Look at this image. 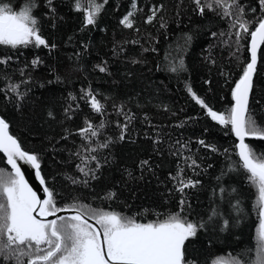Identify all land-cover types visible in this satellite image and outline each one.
I'll list each match as a JSON object with an SVG mask.
<instances>
[{"label":"trees","instance_id":"1","mask_svg":"<svg viewBox=\"0 0 264 264\" xmlns=\"http://www.w3.org/2000/svg\"><path fill=\"white\" fill-rule=\"evenodd\" d=\"M24 2L0 0V3H10L15 10H19ZM130 2L109 0L96 26L81 31L83 14L72 10L71 0H54L55 27L52 26L53 20L44 15L48 10L41 0L34 14L40 18L42 35L50 44H56V48L50 51L43 47L16 50L0 47V57H12L7 69L9 73L26 63L30 65L35 57L43 61L31 71V91L20 111L3 100V94L0 93V117L9 123L10 134L18 138L25 150L40 154L42 174L48 186L60 194L57 197L60 206L71 203L70 198L78 196L83 203L128 216L145 208L160 212L176 209L175 197L168 194L172 185L167 178L169 172H175L177 161L170 155L168 143L176 139L184 142L191 140L190 147L206 171L194 177L202 182L201 187L188 190V199L193 206L189 218L199 219L202 216L207 219L212 189L223 186L231 195L220 204V211L233 226L221 231L218 225L222 221L210 223L207 230L198 232L195 239L186 242L188 255L204 264L205 258L227 256L228 253L246 248H251L254 254V235L258 225L253 211L257 195L255 189L247 182L246 174L242 171L228 173L219 181L216 179L225 169L223 150L232 148L235 137L226 134V129L208 118L186 92V85H189L214 110L223 112L228 109L233 103L231 88L242 74L243 64L240 61L248 59L247 51L242 49L236 53L234 45L223 43L222 39L229 38H221L219 33L227 32V21L212 12H206L204 16L196 14L191 0H138V6L144 10L135 17V28L139 31L124 29L119 25V19L129 10ZM240 2L246 8H258L256 0ZM159 5H163V10L158 13L157 19L152 24H145L143 21L149 9ZM162 22L166 23V27H160ZM214 32L218 34L216 37L212 35ZM186 36L191 37L187 44ZM132 40L138 42L133 44ZM77 52L81 53L79 57L76 56ZM173 57L184 61L185 70L179 74L169 71L170 63L174 62ZM102 62H106V73L94 70V65ZM56 75L61 76L62 82H55ZM19 79V73L15 72L14 80ZM50 80L53 83H49ZM253 84L249 107L255 112L258 122L264 125V55L258 63ZM89 87L99 93V98L106 104L109 121L105 129L107 136L117 137L119 129L116 122H123V117L117 116L113 109V101L117 105L126 104L125 111L130 109L137 118L130 123L125 141L113 143L103 151L102 157H107L109 163L101 169L99 179L92 181L90 188H84L71 185L65 178L79 176L75 169L76 161L69 158V152L80 143L79 138L75 135L68 140L60 138L65 129L74 132L81 127L86 117L99 122L100 117L93 114L83 100L78 101L80 108L73 113L72 119H67L64 114L68 94L79 96L82 88ZM105 96L110 99L104 101ZM138 104L141 107H137ZM163 105L176 115L160 110L158 106ZM49 111L54 113L55 119L48 117ZM145 113L153 125H174L184 120L187 123L183 128H163L166 135L157 152L152 141L145 137L146 133L152 136L155 132V128H149L143 122ZM198 139L217 146L219 152L212 153L199 148L195 143ZM246 142L257 153L264 152V141ZM146 158L150 159L155 174L145 172L144 178L140 179L136 165ZM0 167L10 171L1 153ZM125 169L130 170L135 178L129 179ZM109 189L117 192L115 200L93 198L102 197ZM232 189L236 191L231 192ZM229 200L233 204L237 200L240 202L242 211L239 213L241 222L238 225L235 223L237 213L231 208ZM155 219L157 217L151 211L137 216V220L142 223ZM0 264H3L2 260Z\"/></svg>","mask_w":264,"mask_h":264},{"label":"snow or ice","instance_id":"2","mask_svg":"<svg viewBox=\"0 0 264 264\" xmlns=\"http://www.w3.org/2000/svg\"><path fill=\"white\" fill-rule=\"evenodd\" d=\"M42 2L48 10L44 15L53 20L52 26L55 27L54 0ZM108 2L109 0H71L72 10L83 14L81 31L89 26H96ZM256 2L258 8H246L240 0H191L196 14L204 16L206 12H212L227 21V32L219 33L221 38H229L222 39L223 43L234 45L236 53L242 49L247 51L248 59L240 61L243 64L242 74L231 88L233 103L228 109L223 112L214 110L189 85H186V92L208 118L226 129V134L230 133L235 137L232 148L223 150L225 169H222L221 176L216 179L219 181L228 173L242 171L246 174L247 182L257 193L253 203V211L258 221L254 235V254L251 248H246L236 253H228L227 256L205 258L204 264H264V152L257 153L254 147L246 142L264 141V125L258 122L255 112L249 107L254 76L261 56L264 55V0ZM40 3L41 0H25L19 10H15L10 3H0V47L13 50L43 47L50 51L56 48V44H50L42 35L40 18L34 14ZM162 10L163 5L151 7L143 22L152 24ZM143 11L138 6V0H131L129 10L119 19V25L138 32L139 29L135 28V17ZM160 19L163 20V17ZM160 27H166V23L162 22ZM212 35L216 37L218 34L214 32ZM69 39L71 40V37ZM190 40L191 37L186 36L185 44ZM137 42L131 41L133 44ZM84 47L86 49L87 45ZM80 55L81 53H76L77 57ZM11 60V56L0 57V93L3 94V100L20 111L23 101L31 91V71L37 69L43 61L35 57L30 61V65L26 63L9 73L7 69ZM172 60L174 62L170 63V72L179 74L185 70L182 58L177 60L173 57ZM94 70L106 73V62L94 65ZM15 72L19 73V80H14ZM55 82H62L60 75H56ZM49 83L53 81L50 80ZM99 96V93L89 87L82 88L79 96L69 93L66 99L64 114L67 119H72L73 113L80 108V100L84 101L93 114L100 117L99 122L86 117L81 127L74 132L65 129L60 138L68 140L70 136L75 135L80 141L74 150L69 152L70 160L76 161L75 169L79 176L65 177L73 186L90 188L91 182L99 179L101 169L109 163L107 157H102L103 151L113 143L125 141L130 123L137 118L130 109L125 111L126 104L117 105L113 101V109L117 116L123 117V122H116L119 129L117 137L107 136V108ZM109 99L104 97V101ZM137 107L141 105L138 104ZM158 107L164 112L176 115L166 105ZM48 117L55 119L52 111L48 112ZM143 122H146L149 128H155L154 135L149 136L146 133L145 137L152 141L154 151L159 152V146L164 142L166 135L162 129L183 128L187 120L174 125H153L151 118L145 113ZM9 128V123L0 117V153L10 167V171L0 167V260L3 264H200L197 258L188 255L186 242L195 239L198 232L207 230L210 223L214 224L218 220L222 221L218 225L221 231L233 226L220 211V204L231 195L223 186L212 189L207 219L202 216L199 219L189 218L193 206L188 199V190L201 187L202 182L194 177L206 171L190 147L191 140L184 142L176 139L175 142L168 143L170 155L177 161L175 172H169L167 178L172 185L168 194L175 197L176 209L160 212L145 208L128 216L114 210L93 207L83 203L78 196L71 197V203L60 206L57 202L60 194L48 186V181L42 174L40 154L25 150L18 138L10 134ZM195 143L208 152H219L217 146L207 143L204 139H198ZM22 165H27L34 171L35 179L43 191V198L30 186L25 172L22 171ZM136 166L140 171V179L144 178L145 172L155 174L150 159H141ZM125 172L129 179L135 178L130 170L125 169ZM93 198L115 200L117 192L109 189L102 197ZM228 202L237 213L235 223L238 225L241 222L239 213L242 211L240 202ZM149 211L157 219L147 223L137 220L138 215H146ZM49 217L53 218L48 219Z\"/></svg>","mask_w":264,"mask_h":264},{"label":"water","instance_id":"3","mask_svg":"<svg viewBox=\"0 0 264 264\" xmlns=\"http://www.w3.org/2000/svg\"><path fill=\"white\" fill-rule=\"evenodd\" d=\"M22 171L25 172V178L29 181L30 186L33 188V190L36 191L41 198H43V191H42V189H41V187L39 185V182L35 179L34 171L31 170L27 165H22ZM64 214L65 213H60V215H64ZM52 218L53 217H49L48 219H52Z\"/></svg>","mask_w":264,"mask_h":264}]
</instances>
